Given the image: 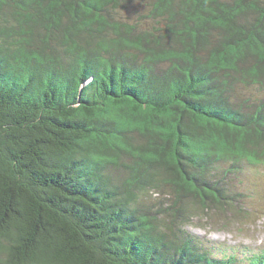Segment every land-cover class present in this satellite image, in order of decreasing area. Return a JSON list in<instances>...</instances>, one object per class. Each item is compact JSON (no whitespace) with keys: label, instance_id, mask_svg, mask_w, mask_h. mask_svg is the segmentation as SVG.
<instances>
[{"label":"trees","instance_id":"1","mask_svg":"<svg viewBox=\"0 0 264 264\" xmlns=\"http://www.w3.org/2000/svg\"><path fill=\"white\" fill-rule=\"evenodd\" d=\"M242 163L264 0H0V264H264L185 230L244 217Z\"/></svg>","mask_w":264,"mask_h":264},{"label":"rangeland","instance_id":"2","mask_svg":"<svg viewBox=\"0 0 264 264\" xmlns=\"http://www.w3.org/2000/svg\"><path fill=\"white\" fill-rule=\"evenodd\" d=\"M228 176L233 192L242 196L244 217L231 218L227 224L225 219L213 216L208 220L199 214L191 218L185 230L207 241L211 255L217 258L234 257L244 262L253 255L264 256V163H242L239 172ZM153 198L147 203H154Z\"/></svg>","mask_w":264,"mask_h":264}]
</instances>
